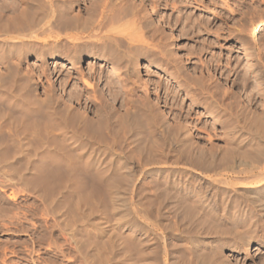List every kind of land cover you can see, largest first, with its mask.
Listing matches in <instances>:
<instances>
[{
  "label": "rangeland",
  "instance_id": "rangeland-1",
  "mask_svg": "<svg viewBox=\"0 0 264 264\" xmlns=\"http://www.w3.org/2000/svg\"><path fill=\"white\" fill-rule=\"evenodd\" d=\"M2 1L3 0H0V4ZM9 1H13L12 3H16V2L18 3L20 0H9ZM77 1H79V5H74L73 12L80 11L79 9L85 7L86 3H88L89 0H84V1L83 0H81V1L77 0ZM133 1L137 5L143 3L146 6V8L148 9V11L150 12L149 14L152 16L151 17L152 20L150 19L151 23L153 24L152 26H159L160 27V28L158 27L161 31L160 36H162V37L164 36L166 44L168 45L166 50L168 51L170 49V52L172 51L171 53H173V51H174L173 55H171V53L168 52L169 55H171V58L173 59L172 63H170V65L173 64L174 66L173 65L168 66V64H166L165 62L158 60L160 58H154L152 56H151V58L150 57H143V59L140 58L138 63L136 64L137 66L135 65L137 68H138V66H140V69L138 70L139 72H137L138 76L137 77H131L132 80L129 79L127 81L126 76L124 75V73H122V71H119V70H113V71L111 70L110 71L109 70V72H112L111 74H114V73L117 74V76H119V80L116 81L115 79L111 78L110 79L111 84L109 85L110 87H108L109 89H107V84H106L107 81H105V79H106L105 77H106V74H110V73H106L104 75V77L102 75L101 79L99 77L100 81H98L99 79L96 80L93 77L91 78L89 70H88L89 69L88 67L90 66L89 64H91V59H87L86 56L82 57L81 61H79V63L77 64V66H76L77 68L75 70V67L68 62V59H67L65 54H63L59 58L54 53H50L49 55H46L42 52V49L40 48L41 46L39 44L35 45L37 47L36 48L33 43L29 44V42L22 41L21 39H16L13 37L4 36V35H2V32L0 31L1 32L0 34L2 35V36L0 35V37H1L0 38V45H1L0 46V96H2L0 98V105H1L0 106V108H1L0 109V115H4V114L9 113V112L13 113V111H15L14 113L18 114L17 110H20L19 108H22L19 112L22 111L21 113H26L24 110H27V109L32 110L33 107L37 111H39L38 109L41 108L42 110L40 109V111L42 112V114L41 113L40 114L43 115V111L46 112L50 109H64V107H66V108L71 109L75 113V115L77 114L76 116L78 119L83 118V115H84V118L86 117L85 119L91 118L89 120H92L94 118L93 120H96L98 114H101V116L104 117L105 115H107L110 112L109 115L111 116V118H114L111 120L116 124H114V126H113L115 128L112 129V132L113 131H115V132H113V133L111 132V135L109 137L110 139H108L107 141L110 144L114 145V150H115L114 152L116 153V155L118 157H121L119 159H121L125 164L127 163L126 164L127 166L130 165L129 167L132 169L133 174H135V176H134L135 179L133 178L134 179V185L130 188V192H129V190L121 189V188H124L126 186V184L124 183L125 182L124 180L120 179V176L117 175L118 177L116 176L115 180L118 181L117 182L118 186L120 184L119 182H121V185L119 186V188L121 190H124V191H122L123 193L126 191L124 193V195H125V197L127 196L126 199L128 198L127 202L129 203V201H130V203H131V204L129 203L130 206L141 207L142 206L141 203H143V205L146 208L150 207L149 208L150 211L152 209L151 216H150L152 221H154V219H155L154 222L156 224L160 223L162 225L164 223V224H167V226H169V224L172 226V230H171V226H169L170 229L168 230L167 228H169V227H167L166 225H164L165 227L162 225V227H164L163 229H162L161 225H159L160 228H155V227L151 228V232L153 231L152 234H154L153 236L158 239L157 243L162 245L160 247H162V248L166 247L167 249L171 248L168 250H166V248H165V250L168 253L171 252L173 255L175 254L174 256L176 258L178 257L177 259L181 258L182 260H180V262L182 261V263H183L185 260L186 264L188 261L190 263H194V264H200V263L201 264H206V263L207 264L208 263L209 264L210 263L211 264H217V263L218 264H264V226H263L264 225V223H263L264 222V218H263L264 215L261 214L260 210L258 211L257 215H255V216L251 215V213L246 209V205H245L246 204L245 200H247V197L245 195L237 192V189H238L237 186H235L233 188L229 187L231 189L230 193H229L230 189H228V188L224 189L222 187H219V185H220L219 183L221 180H223L224 178L230 179L232 177V175H230L231 174L230 171L226 175H217L214 172H211L212 173L211 174L210 172L204 171L202 169L200 170L199 168L193 167L191 160L190 159L187 160V157L190 158L191 156H189V155L187 156L183 152L180 153L181 151H183L182 147L180 148L179 146L174 145L172 142H169V143L165 142V144L161 148L162 150L159 149L161 152L159 150L154 152V153H152L153 151L152 152H149V151L145 152V151H141L143 149L140 148L144 144H146L148 147H150V144H152L154 142L156 137L159 140L161 139V136H160V130L161 129L158 128L157 126L160 125V126L164 127V126L170 125L171 126L170 128L174 127L173 128L174 130H176L178 128L179 129L185 128L184 131L187 130L186 134L189 133V139L191 140V142L194 143V145H196L198 147L200 145L201 148L209 150L210 146L213 145L215 147L216 146L219 147V149H221V148L223 149L224 147L226 148V146H228L229 142L231 141V138H234L233 136L231 137L230 129H232V127H229L230 124L235 123V125H237V123H236L238 120L237 118L240 116L241 117L239 119H242V120H240V122H238L239 123L238 126H240L242 128V130L245 132V137H246V135L249 137L250 133H251V136H250L251 138H254V139L258 138L262 142L264 141L263 138L260 137V135H261L260 132L263 129H261V127H259V125L262 126L264 124V0H186V1L185 0H148V1L147 0H133ZM78 6H81V7H78ZM0 11H1V9H0ZM2 15H5V13L4 14L2 13ZM162 32H163V34H162ZM3 37H5V38H3ZM10 38L13 41L15 40L14 42H16L17 44L16 43L13 44L14 42H11ZM6 39H9L10 41H8ZM151 39L152 38L149 37L150 43H152V42H153L152 44L159 43V42H157L159 39H155V40L152 39V41H150ZM16 40L20 41V43L17 42ZM15 45H16V47H15ZM12 46L15 48L14 51L12 49L13 48ZM6 47H8V48H6ZM31 47H34L35 49L31 48ZM38 47H39V49H38ZM17 48H21L20 49L21 51ZM34 50H36V51H34ZM5 51H7V52H5ZM16 51L18 53H15ZM7 53H9L8 54L9 56L12 54L11 57H9L8 55H5ZM19 53L24 55V56L23 57L20 56ZM14 54L19 55V57H16V55L13 57ZM61 54H62V52H61ZM2 55H4V57ZM7 57H9V59ZM158 57H160V56L158 55ZM1 59H2V61H1ZM10 60H12V61H10ZM176 60L179 63H177ZM5 61H7V62H5ZM14 62L16 64L17 63L18 64L14 65L15 64ZM43 62H45V63L43 64ZM7 64H8V68H7ZM11 67H14V69H12ZM41 67H42V69H41ZM174 67H176V68H174ZM5 68H7V69H5ZM177 68L178 69L180 68L183 73L181 74ZM9 70H10V72L7 73V71H9ZM13 70H15V71L13 72ZM42 70H44V71H42ZM77 71H79V73L81 72V76L83 75L82 79L81 78L79 79L80 76H78ZM43 72H45V74L47 73V75L45 76ZM11 73H13V74H11ZM70 73L73 77L70 75ZM186 73H188L189 76ZM67 75H70L71 78H70V76L68 77ZM120 76H122V79ZM194 76L196 78L200 79L202 81V84L205 85L204 93H206L208 91V89H209V91H211V90L213 91L214 89L215 90L218 89V90H216L217 91V95H215L216 97L209 99V102L210 101L214 102V103L216 102V104L218 106V110H219V111H217L218 113L217 112H210L209 113L205 110L206 104L204 102H201V103L196 102L195 99L198 98L197 94H199V92H195L196 91L195 89H197L198 86H195L196 85L195 82H193L191 80V78H193ZM89 77H90V80H88ZM138 77L140 79H138ZM68 78L70 80L67 81L66 79H68ZM83 80H85V81L83 82ZM93 80L95 81V83L93 82ZM134 80H136L137 83L133 84ZM184 80L186 83H188V82H191V83H188L189 85H187L186 83H184ZM204 80H206V81H204ZM129 81L131 82L132 85L130 83H127ZM140 81H141V83L138 84ZM88 82L90 84L92 83L91 87L87 86ZM123 82H125L124 84L126 85V87H124L125 85L123 86ZM112 83H114L115 85ZM83 84H85V85H83ZM142 84L145 88L142 86ZM144 84L147 85L148 87L145 86ZM212 85H214V86H212ZM85 86L88 88H86ZM187 86H189V87H187ZM209 86H212V87L210 88ZM24 87H26V88H24ZM83 87L85 90L83 89ZM116 87L119 88L118 89L119 91L117 90ZM184 87H185V90H184ZM215 87H218V88H215ZM125 88L129 91H127ZM146 88H147V90H146ZM111 89H112V91H111ZM46 90H48V91H46ZM91 90L93 91V93ZM115 90H117V91H115ZM190 90H191V92H190ZM120 91H121V93H120ZM124 91H126L127 94ZM143 91H144V93H143ZM187 91L189 94L187 93ZM6 92H7L6 95L8 97L5 95ZM95 92H96V94H94ZM129 92H131V93L129 94ZM46 93H49V94H46ZM122 94L123 95L126 94V95L122 96ZM9 95H10V97H9ZM26 95H29V96H26ZM30 95H31V97H30ZM46 95H48V97H51V98H49L51 100H48V99L46 100V98H47ZM77 95H78V97H77ZM146 95L147 96L149 95V98ZM3 96L6 97V99L8 98L9 100L8 99L6 100ZM98 96H99V98H98ZM126 96H129L130 98L126 97ZM131 96L133 99L131 98ZM142 96L143 97L145 96V98H147L148 100L145 99L146 100V102H145V100ZM27 97H30L31 100H29V98H27ZM32 97H34V99H32ZM11 98H13V99H11ZM122 98H123V100H122ZM127 98H129V101H127ZM14 99H15V101H14ZM25 99H26V101H25ZM35 99H36V102H37V100H39L38 103H41L39 106H37V103L34 102ZM96 99L99 100L100 102L97 101ZM212 99H214V100L212 101ZM43 100H46L49 102H46V101L44 102ZM138 100H140V101H138ZM141 100L144 101V103H147V101H149L148 104H149V107L151 105V114L153 113V115H151V116H152V118H154L153 121H156L155 123H157V126L151 125V127L149 129L150 125H147L148 126V128H147V126H145L146 120L143 119V115H140V114H142V112L138 111V116L140 115V118L142 117L141 119L138 117L142 122L139 125L138 134L140 132L142 134V132H143V135H141V137H140V135H139V137H137L138 139L140 138L139 139L140 141L135 138L136 142L137 141H138V143L140 142L138 144L134 141V139H131L134 137L127 134L126 132H125V137H127V138L124 137L123 128L121 127V124L118 125L117 121L119 120V117H121L124 110L126 109L127 104H128V108L132 107V105L134 103L135 104L140 103V105H142ZM7 101H9L10 103ZM20 101L22 104L20 103ZM28 101H32V102L29 103ZM1 102H3V104ZM27 102H28V104H26ZM43 102H44L43 107L45 106L44 109L42 107ZM55 102H56V104H55ZM15 103L17 104L18 107L15 105ZM23 103H25L24 106H26V107L29 106V107L28 108L24 107ZM31 103H33L34 106ZM130 103L132 105H130ZM8 104H11V106ZM54 104H55V107H54ZM47 105L50 106L51 108L46 107ZM102 105H105V106H102ZM9 106H10V108H9ZM19 106H21V107H19ZM59 106H60V108H59ZM101 106H102V108H100ZM3 107H4V110L2 109ZM13 107L15 109L17 107L18 109L15 110ZM97 107H98V109H97ZM45 108L47 110H45ZM48 108H50V109H48ZM107 108H108V110H107ZM9 109H11V110H9ZM99 109H101L100 112L98 111ZM110 110H113V111H110ZM45 112H44V114H45ZM121 112H122V114L119 116V114ZM239 114H241V115H239ZM78 115H80V116H78ZM142 119L145 121L143 122ZM157 120L160 122H158ZM159 123H161V124H159ZM251 126L253 127L254 131L256 130L255 128H257V130H258V128H260V130L257 131V134L252 132V130L250 131V128H252ZM142 127H143V129H142ZM263 127H264V125L262 126V128ZM151 129H153V132H154V133L153 132L152 133L155 134L154 137H153V134L152 135L150 134L152 131ZM148 130L149 131L151 130L150 133H148L149 132ZM184 131H183V133H184ZM126 134H127V136H126ZM145 136L147 139L144 138ZM148 136L151 138H155V139L152 141H147V140H151ZM227 137H229V138H227ZM141 138H143V139H141ZM158 139H156V140H158ZM123 140H125V141H123ZM129 140H131V143L129 142ZM127 142H129V143H127ZM148 142H150V143H148ZM142 143H143V145H140ZM129 144H131V146ZM135 145H136V147H135ZM116 146H117V148H116ZM126 147H127V149H126ZM134 147H135V149H134ZM132 148H133V150H132ZM136 148H139L140 151H138V149H136ZM118 149L121 151L123 150L122 153H121V151H118ZM177 150H179V152ZM140 152H142V153L145 152L147 154V156L145 153L142 154ZM162 152H164V153H162ZM151 153H152L153 158L151 156ZM121 154H122V156H121ZM148 154L150 155V157L153 160L156 157L160 158L161 160L160 159H159L160 161L158 160V162H160V163L153 164V165L152 164L147 165V159L149 156ZM141 156H142V158H143V156H146V157L143 160L141 158ZM158 158H156V159H158ZM145 159H146V162L144 165ZM162 159H163V161H162ZM185 159L187 161H185ZM161 162H163V163H161ZM177 162H178V164H177ZM141 163L143 164V166ZM135 166H137V167H135ZM140 169L141 170L144 169V171H145L144 174L146 176L144 174H140ZM154 169L156 170V172ZM138 171H139V174H138ZM151 171H154V172L151 173ZM0 172H1L0 174H3V176L1 175L2 180H4V178H6V177L7 178L4 181L9 180V178H10L9 173L5 174L4 172L2 173V171H0ZM157 172H158V174H157ZM183 172H185L186 175ZM7 174H9V175L7 176ZM201 175H202V177H201ZM165 176H167V177H165ZM172 176H176V177H172ZM212 176H214V178ZM153 177H154V179H153ZM168 177H169V179H168ZM207 177H209V178H207ZM172 178H175V179H172ZM162 179H164V180H162ZM189 179H190V181H189ZM158 180L160 181V183L167 181L166 183L169 186L168 188H169L170 192H171V190H172V192L175 190L176 193L173 192V194L174 195L176 194V197H177L176 205L171 204L169 206H166L163 202L164 199L161 198L162 203L159 202L161 204V206H160V204L158 203V201H160V197L159 196L157 197V195H156L157 192L156 193L153 192L154 190L157 191V187L160 184L159 182L157 183ZM213 180H216L217 182H219L218 185H216L217 182L216 181L213 182ZM172 182H174V183H172ZM190 182H191V184H190ZM155 183H157L158 185ZM196 183H197V186H194ZM184 184H185V186H184ZM188 186H190V187H188ZM191 186H193V187H191ZM181 187H182V189H181ZM184 187L186 188V190ZM194 187H196V188H194ZM19 188H20L19 191H22L21 189H24V187L22 188V186H19ZM19 188L17 186V189H19ZM133 189H134V191H133ZM140 189H142V191L144 189V192H146V193L148 192L147 189H149L150 191L147 193V195L144 193L145 196L143 194H142L143 196L142 195L140 196V194L143 193ZM151 189H152V193H151ZM200 189H201V191H200ZM211 189H213V190L211 191ZM220 189H222V190H220ZM16 190L15 189L11 190V191L8 190L5 192L0 190V264H84V263H82L81 259H78L79 257H77L76 253L70 252L66 249L67 246H66L64 239H60V240L56 241V237L50 238L49 232L45 227V222H44L45 217H42V219H41L40 216H38V215L35 216L33 214L36 210V207L38 206V202L35 201V198L28 197V195L25 194L24 191H22L23 193H21V194H23V195H21L20 192H18V190H17V192H18L16 194V195H18V196H16L17 199H13L12 197L15 196ZM214 190H215V192H214ZM135 191H137V192H135ZM191 191H192V194H190ZM11 192H14L13 193L14 195ZM138 192H139V195H138ZM177 192H179V194ZM187 192H189V193H187ZM195 192H197V193H195ZM136 193H137V196H136ZM186 193L189 196L186 195ZM211 193H212V195H211ZM154 195H156V197H154ZM204 195H206V196H204ZM239 195H240V200H239ZM138 196H139V199H138ZM148 196H150L151 198ZM223 196L225 198V201L223 200L224 199ZM228 196H230V197H228ZM132 197H134V198H132ZM141 197H142V199H141ZM147 197H148V199H147ZM181 197L182 198L186 197L187 200L183 201L184 199H182ZM199 197L201 200L197 199ZM201 197H204V198L207 197V198L204 201V198H201ZM213 197L216 199V201ZM178 198L182 199V200H178ZM218 198H220V199H218ZM228 198L230 200L232 199V201H231L232 203H230V200ZM233 198L235 200H233ZM145 199H147V200H145ZM149 199H151L152 201ZM193 199L194 200L196 199L198 201L195 200V202H194ZM208 199L210 200V202ZM148 200L150 202H148ZM199 200L201 201V203ZM237 200H239V201H237ZM138 201H140V203ZM144 201H145V203H144ZM178 201L180 204L178 203ZM233 201H234V203H236V201L238 203H236L234 205ZM137 202H138V205L136 204ZM152 202H154L155 204ZM186 202H188V203H186ZM181 203L182 204L184 203V204L182 205ZM195 203H197L198 205ZM206 203H208V204L206 205ZM211 203H214L213 205H215V204L216 205L213 206ZM158 204H159L160 210H158V207H157ZM219 204L220 205L223 204L225 207L223 205L221 207H219L220 206ZM230 204H231V206H230ZM184 205H186V206H184ZM196 205H197V209H196ZM237 205H239L240 207L238 206L236 208ZM243 205H244V208H243ZM194 206H195V209H194ZM207 206H208V208H206ZM154 207L156 209H154ZM166 207H169L168 209L170 211L172 210V212H170L168 210L169 212L167 211L168 212L167 213ZM185 207H187L188 209ZM218 207H219V210H218ZM184 209H186V210L184 211ZM203 209H204V214L202 211ZM205 209H206V211H205ZM210 209H212V212L210 211ZM222 209H224V210H222ZM240 209L242 210L241 214L239 213ZM156 210H157V213L159 212L160 214L158 213V215H156L155 214ZM196 210L199 212H197ZM200 210H201V213H200ZM228 210L231 212H229ZM232 210L234 211V213H232L233 212ZM241 210H240V212H241ZM187 211H188V213H187ZM208 211H209V213H207ZM222 211H225L224 212L225 214L222 213ZM235 211L236 212L238 211L237 213H239V214H237ZM163 212H165L166 214ZM176 212H177V214H176ZM183 212H185V213H183ZM196 212H197V214H196ZM193 213H195L198 218ZM198 213H200V214H198ZM231 214H233V215L235 214V215L233 216ZM242 214H244V215H242ZM24 215H26V217ZM160 215H162V216H160ZM192 215H194V216L192 217ZM228 215L231 217H229ZM247 215L248 216L250 215L251 219ZM154 216H157V218ZM170 216H172L173 218ZM174 216L176 217L174 220L175 223H177L176 221H179V219L181 220L177 223L178 225H175V223H173L174 221L171 222L174 219ZM199 216H200V218H199ZM215 216L217 217V219H215ZM153 217H154V219H153ZM162 217H163V219H162ZM188 217H189V219H188ZM239 217H241V218L239 219ZM260 217H262V218H260ZM14 218L15 219L20 218V221L24 222L23 228L21 230H18L16 228L12 227L11 224H9V223H11L9 221L13 222L12 219H14ZM208 218H211V219L214 218V221L211 219L209 220ZM15 219H14V222H15ZM25 219H27V220H25ZM184 219H185V221H184ZM231 219H233V220H231ZM96 220H98V219L96 218ZM186 220H187V222H186ZM252 220H254V221H252ZM140 221L142 223L139 222V226L145 225V227H146L147 223H145L143 219ZM161 221H162V223H161ZM183 221H184V223H183ZM211 221H213V222H211ZM233 221H234V223H236L235 225H234ZM168 222H169V224H168ZM242 222H243V224H242ZM171 223H173V224H171ZM208 223H211V224H208ZM244 223H246V224H244ZM247 223L249 225H251V227L249 225H247ZM260 223L263 227H261ZM222 224H224V225H222ZM239 224H240V226H239ZM173 225H175V226H173ZM196 225H198V226H196ZM244 225H247V226H244ZM256 225L258 228H255ZM174 227H176L177 229L176 228L173 229ZM197 227H199V228L201 227V229H199ZM246 227L247 228L249 227V228L247 229ZM252 227H253V229H252ZM259 227H261V228H259ZM165 228H166V230H165ZM203 228H205V229H203ZM214 228H219V229H214ZM224 228L225 229L227 228L230 231L226 229L228 232L227 233ZM182 229H184V230L186 229V230L182 231ZM231 229H233V230H231ZM236 229H237V231H239L238 234H237ZM160 231H161V233H160ZM210 231H212V232H210ZM213 231H214V233L216 231L218 233L214 234ZM221 231L226 232L225 233L226 235L224 234V236H222V234H219V233H221ZM231 231H234V233L233 232L232 233L235 235H233L232 233L229 234V232H231ZM246 231L249 234L248 236H250L249 238H247ZM253 231L254 232L257 231V232L254 233ZM245 233H246V235H245ZM251 233L254 235H252ZM158 234H159L160 239L158 238ZM160 234H161V236L162 235L163 236L161 237ZM171 234H173L174 238ZM211 235L212 236L214 235L213 238ZM236 235H240L241 237L243 236L244 238H247L249 241H246V239L243 240V237H242V240H243L242 241L241 238L238 239V237H240V236H236ZM189 236H194L197 240L201 241L205 245V246L200 245L199 250H197V254L200 255V257L197 256V258L199 260L192 253V250H191L192 247L188 241ZM207 236H209V237H207ZM235 237H236V239H235ZM180 240H182V241H180ZM241 241L243 243H240ZM165 242H167V243H165ZM244 242H245V244H244ZM157 243H156V245H159ZM169 243H170V245L173 244V247L176 244V247L173 248L172 245L169 246ZM185 243H186V246L184 245ZM53 244H55L54 247H53ZM180 244L184 245V246L178 247L177 245L180 246ZM208 244H209V246H208ZM51 245H52V247H50ZM187 246H188V248H187ZM55 247H56V249H55ZM180 248H181V250H180ZM182 249H184V250H182ZM186 249L187 250L189 249V250L187 251ZM175 250H176V253H174ZM212 250H214V251H212ZM215 250L217 252H215ZM63 251H64V253L62 255L61 252H63ZM181 251H183V253ZM184 251H185V254H184ZM202 251H204V252L202 253ZM187 252H188V254H187ZM199 253H202L203 256H201V254H199ZM204 253L207 254V258H205V259H207L208 261H210L212 259L210 262H208L207 260H204L203 257L206 255ZM208 253H210L209 254L210 256H208ZM216 253L218 256L216 255ZM183 254L186 256V258L184 257ZM179 255L180 256L182 255V257L184 259L182 257H180ZM191 255H192V257H191ZM211 256L212 257L214 256V257L212 258ZM163 257L167 260V262L170 261V258H169L170 256L167 255L165 257L164 254H161L159 256V258H161V259ZM208 257H210V258L208 259ZM200 258H203V261ZM186 259H187V261H186ZM196 259L198 261H196ZM189 262H188V264H189ZM215 262H217V263H215ZM183 264H185V263H183Z\"/></svg>",
  "mask_w": 264,
  "mask_h": 264
},
{
  "label": "bare ground",
  "instance_id": "bare-ground-1",
  "mask_svg": "<svg viewBox=\"0 0 264 264\" xmlns=\"http://www.w3.org/2000/svg\"><path fill=\"white\" fill-rule=\"evenodd\" d=\"M12 2L13 1L3 0L0 4V9H1V11H0L1 12L0 13V31L2 32V35L7 36V37H13L16 39H21L22 41L29 42V44L33 43L34 46L39 44L41 46V47L40 46L39 47L42 49V52L46 55H49L50 53H54L59 58L63 54H65L67 59H68V62L75 67V70L77 68L76 67L77 64L79 63V61H81L82 57L86 56L87 59H91V64H89L90 66L88 67L91 78L93 77L96 80H98L99 77L101 79L102 75L104 77V75L106 73H110V74H106V77H105L106 78L105 81H107L106 82L107 89H109L108 87H110L109 85L111 84V82H110L111 78L115 79L116 81L119 80V76H117V74H115V73L111 74L112 72H109V70L110 71L111 70L112 71L113 70L122 71V73H124V75L126 76V80L128 81L129 79L132 80L131 77H137L138 76L137 72H139L138 70L140 69V66H138V68H137L136 64L138 63L140 58H142V59H143V57H150L151 58V56H152L154 58H160L158 60L165 62L166 64H168V66L170 65V63H172L173 59L171 58V55L174 54V51H173V53H171L172 51L170 52V49L168 51L166 50L168 45L166 44L164 36L163 37L160 36L161 35V31L159 29L160 27L159 26H152L153 24L150 21L152 16L149 14L150 12L146 8V6L142 3L143 1L141 2L142 4L137 5L133 0H89L88 3H86V6L79 9L80 11H78V12H76V11L73 12L74 5H79V1H77V0H20L18 3L17 2L12 3ZM78 7H81V6H78ZM2 13L3 14L5 13V15H2ZM162 34H163V32H162ZM149 37L152 38L153 40L159 39L157 41L159 43H157V44H152L153 42L150 43ZM3 38H5V37H3ZM152 39L150 41H152ZM6 40L10 41L9 39H6ZM14 41L11 39V42H14ZM16 41L20 43V41H18V40H16ZM15 43L16 42H14L13 44H15ZM15 47H16V45H15ZM39 47H38V49H39ZM6 48H8V47H6ZM31 48H34V47H31ZM12 49L14 51L15 48L13 47ZM17 49L20 50L21 48H17ZM34 51H36V50H34ZM5 52H7V51H5ZM61 52H62V54H61ZM168 52L171 53V55H169ZM15 53H18V52L16 51ZM8 54L9 53H7L5 55H8ZM11 55L10 56L8 55V56L11 57ZM15 55L16 54H14L13 57ZM158 55L160 57H158ZM2 56L4 57V55H2ZM20 56L23 57L24 55L20 54ZM9 57H7V58L9 59ZM16 57H19V55H16ZM2 59H1V61H2ZM10 61H12V60H10ZM5 62H7V61H5ZM44 63L45 62H43V64ZM177 63H179V62L177 61ZM17 64L15 63L14 65H17ZM172 65H170V66H172ZM7 68H8V64H7ZM7 68H5V69H7ZM11 68L14 69V67H11ZM174 68H176V67H174ZM41 69H42V67H41ZM14 71L15 70H13V72ZM42 71H44V70H42ZM178 71L181 74L183 73L180 68L178 69ZM9 72H10V70L7 71V73H9ZM43 73L45 76L47 75V73L46 74H45V72H43ZM11 74H13V73H11ZM77 74H78V76H80L79 79L80 78L82 79L83 75L81 76V72L79 73V71H77ZM186 74L188 75V73H186ZM70 75H71V73H70ZM70 75H67V76L69 77ZM71 76H70V78H71ZM120 77L122 79V76H120ZM194 77L193 78L190 77V78L193 82H195L196 85L194 83L193 84L195 86H198L197 89H195L196 87L194 88L196 90L195 92H199V94H197L198 98L195 99L196 102L197 103L204 102L206 104L205 110L209 113L219 111L216 102L215 103L211 102V101L209 102V99L216 97L215 96V95H217L216 90H218V89H216V90L214 89L213 91L212 90L209 91V89H208V91L206 93H204L205 85L202 84V81L200 79H198L196 77L194 78ZM100 79L98 81H100ZM138 79H140V78L138 77ZM66 80L68 81L70 79L68 78ZM88 80H90V77ZM84 81L85 80H83V82ZM204 81H206V80H204ZM93 82L95 83L94 80H93ZM124 83L125 82H123V86L125 85ZM127 83L131 84L130 81ZM135 83H137L136 80L133 81V84H135ZM140 83H141V81L138 84H140ZM184 83H186L185 80H184ZM188 83H191V82H188ZM188 83H186V84L189 85ZM112 84H114V83H112ZM83 85H85V84H83ZM87 86L91 87L92 83L90 84L88 82ZM142 86H143V84H142ZM145 86H147V85H145ZM212 86H214V85H212ZM212 86H209V87L211 88ZM124 87H126V85ZM187 87H189V86H187ZM24 88H26V87H24ZM86 88H88V87H86ZM215 88H218V87H215ZM83 89H84V87H83ZM118 89L119 88H117V90ZM117 90H115V91H117ZM146 90H147V88H146ZM184 90H185V87H184ZM46 91H48V90H46ZM111 91H112V89H111ZM127 91H129V90H127ZM124 92H126V91H124ZM190 92H191V90H190ZM92 93H93V91H92ZM120 93H121V91H120ZM130 93L131 92H129V94ZM143 93H144V91H143ZM187 93H188V91H187ZM6 94H7V92L5 93V95ZM46 94H49V93H46ZM94 94H96V92ZM126 94H127V92H126ZM126 94H124V95H126ZM124 95L122 94V96H124ZM26 96H29V95H26ZM1 97L2 96H0V98ZM9 97H10V95H9ZM30 97H31V95H30ZM30 97H27V98H29V100H31ZM46 97H45L46 100L47 99L51 100V99H49L51 97H48V95H46ZM77 97H78V95H77ZM126 97H129V96H126ZM147 97L149 98V95ZM4 98L6 99V97H4ZM98 98H99V96H98ZM129 98H127V101H129ZM131 98H132V96H131ZM143 98H144V100L147 99V98H145V96ZM11 99H13V98H11ZM32 99H34V97H32ZM46 100H43V101L45 102ZM122 100H123V98H122ZM213 100L214 99H212V101ZM14 101H15V99H14ZM21 101H20V103H21ZM25 101H26V99H25ZM38 101L39 100H37V102H36V99L34 101L37 103V106H39L41 104V103H38ZM97 101H99V100H97ZM138 101H140V100H138ZM7 102H9V101H7ZM28 102L30 103L32 101H28ZM28 102L26 104H28ZM44 102L42 104V107L44 105ZM46 102H49V101H46ZM145 102H146V100H145ZM1 103L3 104V102H1ZM16 103H15V105L17 106ZM148 103H149V101H147V103H144V101H142V100H141L142 105H140V103H137V104L134 103L133 105L130 103V105H132V107H130L131 109L128 108V104L126 103L127 104L126 109L124 110L123 114H122V112L119 114V116L121 114L122 115H121V117H119V120L117 121L118 125L121 124V127L123 128L124 137H125V132H126L127 134L134 137L131 139H134V141L136 142V139H138L137 137H139V135H140V137H141V135H143V132H142V134H141V132L138 134L139 125L142 123L140 120L142 117L140 118V115H143V119L146 120L145 121L142 119L143 122L145 121V123H146L145 126L150 125L149 129H150L151 125L157 126V123H155L156 121H153L154 118H152V116H151V115H153V113L151 114V105L149 107ZM31 104H33V103H31ZM55 104H56V102H55ZM55 104H54V107H55ZM8 105L11 106V104H8ZM24 105H25V103H23V106ZM10 106H9V108H10ZM33 106H34V104H33ZM102 106H105V105H102ZM102 106L100 108H102ZM17 107H16V109H18ZM19 107H21V106H19ZM24 107H26V106H24ZM28 107H26V108H28ZM44 107H43V109H44ZM46 107H50V106L47 105ZM50 108H48V109H50ZM59 108H60V106H59ZM2 109L4 110V107ZM19 109L21 110L22 108H19ZM33 109H34V107H33ZM33 109L32 110L31 109L24 110L26 113H21L22 111L19 112L20 110H17L18 114L14 113L15 111H13V113L9 112L6 114L3 113L4 115H0V171H2V173L4 172L5 174L6 173L10 174V175L7 174V176L9 175L10 178H9V180H6V181H4V180L7 177L6 178L3 177L4 180H2L1 175L3 176V174H0V190L5 192L8 190H10V191L14 190V189L16 190L17 186H18V188H19V186H22V188L24 187V189H21V190L24 191L25 194L28 195V197L35 198V201L38 202V206L36 207V210L33 214L35 216L36 215L40 216L41 219H42V217H45V219H44L45 227L49 232L50 238L56 237V241L60 240V239H64L66 246H67V247L65 246L66 249L70 252L76 253L77 257H79L78 259H81L82 263H84V264H183V263L186 264L185 260L182 263V261L180 262V260H182L181 258L177 259L178 257L176 258L174 256L175 254L173 255L171 252H170L171 253L170 254L166 251V250L171 249V248L167 249L165 247L166 248V250H165V248L160 247L162 245L157 243L158 239L153 236L154 234H152L153 231L151 232V228L152 227L160 228L159 225H161V224L157 223L158 224L157 225L154 222L155 221L154 217L157 218V216L153 217L154 221H152V219L150 218L152 209L150 211V209H149L150 207L146 208L143 205V203H141L143 207L142 206L141 207H132L129 205L130 201H129V203L127 202L128 198L126 199L127 196L125 197V195H124V193L126 191L123 193L122 191H124V190H121V189H126V190H129V192H130V188L134 185L135 174H133L132 169L129 167L130 165L127 166L126 165L127 163L125 164L121 159H119L121 157H118L116 155V153L114 152L115 151L114 145L110 144L107 141L108 139H110L109 137L111 135L112 129L115 128V127H113L114 124H116L111 120L114 118H111V116L109 115L110 112L107 115H105L104 117H102L101 114H98L96 120H93L94 118L92 120H89L91 118L85 119L86 117L84 118V115H83L84 119L83 118L78 119L76 116L77 114L75 115V113L71 109L66 108V107H64V109H50L46 112L43 111V115H41L42 114V112L40 111L41 108H39V109L37 108L39 111H37L36 109H34V110ZM97 109H98V107H97ZM9 110H11V109H9ZM45 110H47V109L45 108ZM100 110L101 109H99L98 111L100 112ZM107 110H108V108H107ZM110 111H113V110H110ZM138 111L142 112V114H140L139 116H138ZM44 112H45V114H44ZM239 115H241V114H239ZM78 116H80V115H78ZM240 117L237 118L238 119L236 122L237 125H235V123L230 124L229 127H232V129L229 128L230 133H231V137L233 136L234 138H231V141H230L231 143L229 142L228 146H226V148L224 147L223 149L222 148L219 149V147H217V146L215 147V146L211 145L210 149L209 150L207 149L208 150L207 151L206 149L201 148L200 145L198 147V146L194 145V143L191 142V140L189 139V133L186 134L187 130L184 131L185 128H180V129L178 128V129L174 130L173 129L174 127L170 128L171 127L170 125H167L164 127L160 126L159 124H161V123L158 124L160 127L157 126L158 128L161 129L160 130L161 139L159 140L156 137V139L159 140L158 141L155 138H151L148 136L151 140H147V141H152L155 139L154 142L153 143L151 142L152 144H150V147H148L146 144L143 145V143H142L140 145H143V146L140 148L143 149L141 151H145V152L146 151H149V152L153 151L152 153H154V152L158 151L159 149L162 150L161 148L163 147L165 142L166 143L172 142L174 145H177L180 148L182 147L183 151H181L180 153L183 152V153H185V155L191 156L190 158L187 157V160H189V159L191 160L193 167L199 168L200 170L202 169V170L210 172V173L214 172L217 175H226L230 171L231 172L230 175H232V177L230 179L224 178L223 180L220 181V183L217 182L216 180H213V182L216 181L217 182L216 185H218V183H219L220 184L219 187H222L224 189L225 188L230 189L229 187L233 188V187L237 186V188H238L237 192H239L240 194H243L247 197V200H245L246 201L245 205H246V209L251 213V215H254V216L257 215L259 210H260L261 214L264 215V143H263L264 141L262 142L258 138L257 139L251 138L250 137L251 133H250L249 137L247 135L245 137V132L242 130V128L240 126H238V124H239L238 122H240V120H242V119H239ZM158 122H160V121H158ZM262 126L259 125V127H261V129H263L260 132L262 136L260 134L259 135L264 140V127L262 128ZM147 128H148V126H147ZM142 129H143V127H142ZM255 129L256 130L254 131V129L252 127V128H250V131L252 130V132L257 134V131H259L260 128H258V130H257V128H255ZM151 130H150L151 133L149 130H148L149 131L148 133H150L152 135L154 132H153V129H151ZM183 131H184V133H183ZM113 132H115V131H113ZM127 134H126V136H127ZM154 135L155 134H153V137H154ZM229 137H227V138H229ZM125 138H127V137H125ZM144 138L147 139L146 136ZM141 139H143V138H141ZM123 141H125V140H123ZM129 142L131 143V140H129ZM129 142H127V143H129ZM136 143H138V141ZM148 143H150V142H148ZM129 145L131 146V144H129ZM135 147H136V145H135ZM135 147H134V149H135ZM116 148H117V146H116ZM126 149H127V147H126ZM136 149H138V151H140L139 148H136ZM132 150H133V148H132ZM118 151H121V150L118 149ZM122 151H121V153H122ZM177 151L179 152V150H177ZM140 153H142V152H140ZM144 153H142V154H144ZM152 153H151V156H152ZM162 153H164V152H162ZM121 156H122V154H121ZM146 156H147V154H146ZM146 156H143V158L141 156V158L144 160V158ZM152 158H153V156H152ZM152 158L150 157V155L148 156V159L146 158L147 159V165H150V164L153 165V164L160 163V162H158V160L160 158L156 157L158 159L154 158V160ZM146 159L144 161V165H145ZM187 160L185 159V161H187ZM162 161H163V159H162ZM161 163H163V162H161ZM177 164H178V162H177ZM142 166H143V164H142ZM135 167H137V166H135ZM144 172H145L144 169L143 170L140 169V174H144ZM153 172L154 171H151V173H153ZM155 172H156V170H155ZM183 173L185 174V172H183ZM138 174H139V171H138ZM157 174H158V172H157ZM117 175L120 176L121 180L125 181L124 183L126 184V186L124 188H121V189L119 188V186L121 185V182H119L120 184L118 186V183H117L118 181L115 180ZM202 175H201V177H202ZM165 177H167V176H165ZM172 177H176V176H172ZM212 177L214 178V176H212ZM207 178H209V177H207ZM153 179H154V177H153ZM168 179H169V177H168ZM172 179H175V178H172ZM162 180H164V179H162ZM189 181H190V179H189ZM158 182L160 183L159 180L157 181V183ZM166 182H162L159 185L157 183H155L158 185V187H157V191L154 190L153 192H155V193L157 192V194H156L157 197L158 196L160 197V201L157 200L158 203L159 202L162 203L161 198H163L164 199L163 202L166 206H169L171 204L176 205L177 197H176V194L175 195L173 194V192L174 193H176V192H175V190L173 192L171 190V192H170L169 188H168L169 186ZM174 182H172V183H174ZM190 184H191V182H190ZM184 186H185V184H184ZM194 186H197V183ZM188 187H190V186H188ZM191 187H193V186H191ZM20 188L17 190L21 194L23 192L19 191ZM194 188H196V187H194ZM181 189H182V187H181ZM213 189H211V191ZM17 190L15 193V196L12 197L13 199H17V197H16V196H18V195H16L18 193ZM140 190L142 191V189H140ZM185 190H186V188H185ZM220 190H222V189H220ZM133 191H134V189H133ZM147 191L149 192L150 190L147 189ZM200 191H201V189H200ZM230 191H231V189L229 190V193H230ZM135 192H137V191H135ZM142 192L143 193H141L140 196L142 194L144 195V193L147 195V193H148V192L147 193L144 192V189ZM197 192H195V193H197ZM214 192H215V190H214ZM11 193L13 194L14 192H11ZM151 193H152V189H151ZM177 193L179 194V192H177ZM187 193H189V192H187ZM187 193H186V195H188ZM190 194H192V191ZM21 195H23V194H21ZM138 195H139V192H138ZM156 195H154V197H156ZM211 195H212V193H211ZM136 196H137V193H136ZM204 196H206V195H204ZM148 197H150V196H148ZM148 197H147V199H148ZM228 197H230V196H228ZM132 198H134V197H132ZM179 198H178V200H182V199H184L183 201L187 200L186 197L185 198L181 197L182 199H179ZM201 198H204V197H201ZM206 198H204V201L206 200ZM223 198H224V196H223ZM234 198H233V200H235ZM138 199H139V196H138ZM141 199H142V197H141ZM147 199H145V200H147ZM197 199H200V197ZM218 199H220V198H218ZM149 200H151V199H149ZM149 200H148V202H150ZM195 200H194V202H195ZM223 200L225 201V198ZM239 200H240V195H239ZM239 200H237V201H239ZM196 201H198V200H196ZM215 201H216V199H215ZM231 201H232V199L230 200V203H232ZM237 201H236V203H238ZM138 202L140 203V201H138ZM138 202L136 203L137 205H138ZM209 202H210V200H209ZM144 203H145V201H144ZM152 203H154V202H152ZM178 203H179V201H178ZM186 203H188V202H186ZM200 203H201V201H200ZM233 203H234V201H233ZM236 203H234V205ZM159 204L157 206L158 210H160ZM195 204H197V203H195ZM207 204L208 203H206V205ZM211 204L213 205L214 203H211ZM223 204H221V205L219 204L220 205L219 207H221ZM197 205H196V209H197ZM215 205H213V206H215ZM239 205H237L236 208ZM160 206H161V204H160ZM184 206H186V205H184ZM230 206H231V204H230ZM219 207H218V210H219ZM166 208H167V210L166 209L165 210L167 212L169 210L168 209L169 207H166ZM185 208H187V207H185ZM206 208H208V206ZM243 208H244V205H243ZM154 209H156V208L154 207ZM194 209H195V206H194ZM224 209H222V210H224ZM185 210L186 209H184V211ZM240 210H239V213L241 214L242 210H241V212H240ZM202 211L204 214V209ZM205 211H206V209H205ZM210 211L212 212V209H210ZM170 212H172V210ZM197 212H199V211H197ZM197 212H196V214H197ZM224 212L225 211H222V213H224ZM229 212H231V211H229ZM158 213L156 210L155 214L158 215ZM163 213H165V212H163ZM183 213H185V212H183ZM187 213H188V211H187ZM200 213H201V210H200ZM200 213H198V214H200ZM207 213H209V211ZM232 213H234V211ZM239 213H237V214H239ZM176 214H177V212H176ZM193 214H195V213H193ZM196 214H195V216H196ZM231 215H233V214H231ZM242 215H244V214H242ZM24 216L26 217V215H24ZM160 216H162V215H160ZM193 216L194 215H192V217ZM200 216H199V218H200ZM170 217H172V216H170ZM229 217H231V216H229ZM241 217H239V219ZM248 217L250 218V215ZM20 218H18V219L14 218L15 222H14V219H12L13 222L9 221V222H11L9 224H11V226L16 228V229L21 230L23 228L24 222L20 221ZM96 218L98 220H96ZM175 218L176 217L174 216V219L173 220L171 219L172 220L171 222H173L175 220ZM260 218H262V217H260ZM142 219L144 220L145 223H147L146 227H145V225L139 226V222H141L140 220H142ZM162 219H163V217H162ZM185 219H184V221H185ZM188 219H189V217H188ZM208 219L210 220L211 218H208ZM215 219H217L216 216H215ZM25 220H27V219H25ZM211 220L214 221V218ZM231 220H233V219H231ZM179 221H181V220L179 219ZM179 221H176V222L178 223ZM184 221H183V223H184ZM213 221H211V222H213ZM252 221H254V220H252ZM169 222H168V224H169ZM186 222H187V220H186ZM161 223H162V221H161ZM173 223H175V221ZM173 223H171V224H173ZM177 223H175V225H178ZM233 223H234V221H233ZM248 223H247V225H249ZM208 224H211V223H208ZM235 224L236 223H234V225ZM242 224H243V222H242ZM244 224H246V223H244ZM162 225L167 226V224H164V223ZM162 225H161V227H162ZM175 225H173V226H175ZM222 225H224V224H222ZM247 225H244V226H247ZM260 225H261V223H260ZM169 226H171V225L169 224ZM169 226H167V227H169ZM196 226H198V225H196ZM239 226H240V224H239ZM249 226L251 227V225H249ZM263 226L261 225V227H263ZM164 227H162V229ZM176 227H174L173 229H175ZM261 227H259V228H261ZM197 228H199V227H197ZM255 228H258L257 225ZM167 229L169 230L170 227ZM199 229H201V227ZM203 229H205V228H203ZM214 229H219V228H214ZM252 229H253V227H252ZM165 230H166V228H165ZM171 230H172V226H171ZM185 230L182 229V231H185ZM227 230H229V229H227ZM227 230H226V232H227ZM231 230H233V229H231ZM217 231L215 232L216 234L219 232V231L218 232ZM236 231H237V229H236ZM210 232H212V231H210ZM226 232L221 231V233H219V234H222V236H224V234ZM232 232L234 233V231H231V232H229V234H231ZM256 232H254V233H256ZM160 233H161V231H160ZM213 233H214V231H213ZM238 233H239V231H237V234ZM246 233H247V231H246ZM246 233H245V235H246ZM173 234H171V235L173 236ZM233 235H235V234H233ZM248 235L249 234L247 233V238L250 237ZM252 235H254V234H252ZM160 236H161V234H160ZM213 236H212V238H213ZM236 236H240V235H236ZM207 237H209V236H207ZM242 237L240 236V237H238V239L241 238V240H242ZM158 238H159V234H158ZM173 238H174V236H173ZM247 238L243 237V240L246 239V241H249ZM235 239H236V237H235ZM180 241H182V240H180ZM188 241L192 247L191 250H192L193 255L196 258H197V256L200 257V255L197 254V250H199L200 245H204V244L201 241L197 240L194 236H189ZM242 241L240 243H243ZM156 243L159 245H156ZM165 243H167V242H165ZM244 244H245V242H244ZM54 245L55 244H53V247H54ZM171 245L173 247V244H171ZM171 245L169 243V246H171ZM184 245L186 246V243ZM184 245L180 244V246L179 245H177V246L183 247ZM208 246H209V244H208ZM50 247H52V245ZM175 247H176V244L173 248H175ZM187 248H188V246H187ZM55 249H56V247H55ZM180 250H181V248H180ZM182 250H184V249H182ZM212 251H214V250H212ZM181 252L183 253V251H181ZM203 252L204 251H202V253ZM215 252H217V251L215 250ZM61 253L63 255L64 251ZM174 253H176V250ZM202 253H199V254H201V256H203ZM161 254H164L165 257L167 255L170 256L169 257L170 261L168 260L169 262H167V260L164 257H163L164 259L159 258V256ZM184 254H185V251H184ZM187 254H188V252H187ZM204 254H206V253H204ZM209 254L210 253H208V256H210ZM216 255H217V253H216ZM180 257H182V255ZM184 257L186 258L185 255H184ZM191 257H192V255H191ZM203 258H204V260H207V259H205V258H207V254ZM203 258H200V259L203 261ZM209 258L210 257H208V259ZM197 259H196V261L199 260V259L198 260ZM186 261H187V259H186ZM210 261H208V262H210ZM188 262H187V264H188ZM215 263H217V262H215ZM189 264H194V263L189 262Z\"/></svg>",
  "mask_w": 264,
  "mask_h": 264
}]
</instances>
